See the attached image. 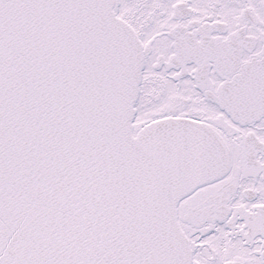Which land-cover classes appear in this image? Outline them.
I'll list each match as a JSON object with an SVG mask.
<instances>
[{
  "label": "snow or ice",
  "instance_id": "snow-or-ice-1",
  "mask_svg": "<svg viewBox=\"0 0 264 264\" xmlns=\"http://www.w3.org/2000/svg\"><path fill=\"white\" fill-rule=\"evenodd\" d=\"M0 264H264V0H0Z\"/></svg>",
  "mask_w": 264,
  "mask_h": 264
}]
</instances>
